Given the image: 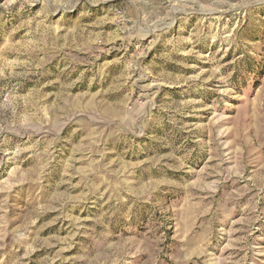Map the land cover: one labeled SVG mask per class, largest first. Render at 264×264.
Instances as JSON below:
<instances>
[{
    "label": "rangeland",
    "instance_id": "374dc122",
    "mask_svg": "<svg viewBox=\"0 0 264 264\" xmlns=\"http://www.w3.org/2000/svg\"><path fill=\"white\" fill-rule=\"evenodd\" d=\"M0 264H264V0H0Z\"/></svg>",
    "mask_w": 264,
    "mask_h": 264
}]
</instances>
